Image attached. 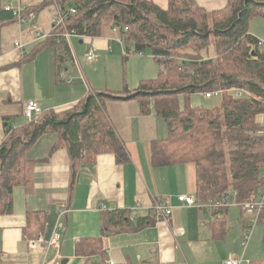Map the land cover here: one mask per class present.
Returning <instances> with one entry per match:
<instances>
[{"label":"crops","instance_id":"0c3cea01","mask_svg":"<svg viewBox=\"0 0 264 264\" xmlns=\"http://www.w3.org/2000/svg\"><path fill=\"white\" fill-rule=\"evenodd\" d=\"M151 1L161 8L168 5V0ZM195 1L207 11L227 3ZM6 4L29 6L33 16L19 23L11 19ZM58 7L55 0H0V143L7 124L25 121L22 107L28 100L37 101L43 111H57L91 89L111 90V75L88 74L93 60L81 54L90 47L97 65L107 64L111 45L116 47L111 37L121 40L120 34L106 27L101 35L89 37V43L84 40L88 36L73 35L72 58L59 69L57 57L63 51L57 40L44 38L59 21ZM250 32L264 41L260 23ZM122 57L133 70L117 76L115 81L122 84L118 91L133 90L161 70L152 56L125 48ZM104 109L127 160L118 162L113 152L99 153L77 168L71 184L67 149L56 146V133L41 135L25 154L26 178L13 188L11 211L0 213V264H223L229 256L239 264H264V213L253 227V214L244 211L232 188L229 205H205L199 212L196 206L180 204L179 194L196 197V169L192 162L161 165L152 160L154 142L167 137L165 120L153 110L142 113L135 98L108 100ZM258 119L264 120V114ZM167 199L170 215L157 217L152 205ZM116 209L128 210L130 216L134 213L132 220L147 224L102 233L103 213ZM54 230L60 233L58 247L47 244ZM39 234L43 242L32 246ZM90 248L95 250L82 252Z\"/></svg>","mask_w":264,"mask_h":264},{"label":"trees","instance_id":"16d2710c","mask_svg":"<svg viewBox=\"0 0 264 264\" xmlns=\"http://www.w3.org/2000/svg\"><path fill=\"white\" fill-rule=\"evenodd\" d=\"M55 1L66 18L46 37L57 40L63 51L57 57L59 69L72 58L64 30L93 38L108 27L120 34L127 53L149 48L161 70L153 79L140 80L133 90L91 89L66 109L7 124L0 143V213L11 211L13 188L26 178L25 154L44 133H56V146L67 149L71 184L77 168L99 153L113 152L118 162L126 161L127 152L104 104L131 98L139 102L142 113L153 110L167 124V137L153 144L155 163H194L198 202L227 205V190L232 188L245 210L243 205L264 187V134L256 120L264 113V46L249 30L253 17L264 19V0H227L223 8L211 11L195 0H168L166 8L151 0ZM69 7L75 12L69 13ZM7 11L17 20L12 10ZM29 13L34 10L25 6L24 17ZM210 43L213 54L207 51ZM211 91L221 93L220 106L189 103V94ZM103 214L104 234L147 224L132 220L124 209ZM81 250L77 244L76 251Z\"/></svg>","mask_w":264,"mask_h":264},{"label":"built area","instance_id":"2783aa9c","mask_svg":"<svg viewBox=\"0 0 264 264\" xmlns=\"http://www.w3.org/2000/svg\"><path fill=\"white\" fill-rule=\"evenodd\" d=\"M5 8L7 10H12L13 14L16 16L17 20L19 22H23L25 17L23 15V11L25 9V6L23 4H18L17 6H13L11 4H6ZM70 12H74V9L71 8L69 9ZM28 15H32V13H29ZM66 15L63 14L62 12L58 11V23H63L65 21ZM71 32L69 31H65L64 32V37L69 40L70 36H71ZM36 37L40 38L41 35L39 33H36ZM259 44L261 46H264V42L260 41ZM140 54V53H139ZM96 57L95 52L92 49H89L87 51V59L91 60L93 58ZM211 93H206V96H210ZM41 112V108L38 105V103L35 100H29L27 101L24 105H23V114L25 117L27 118H32L34 116H36L37 114H39ZM263 125H264V120H262ZM262 133L264 134V128L262 130ZM177 200L183 204L186 205H195L198 210L201 212V208H202V204L200 203H196L195 199L193 196L191 195H185V194H180L177 196ZM219 204V202L217 203ZM249 211L254 212L255 216L258 214V212L264 208V187H262L260 189V195L254 199L251 200L249 202H246L244 205ZM152 208L155 212V215L157 217H166L171 213L172 207L169 204V200L167 199L166 201H157L152 205ZM256 219V217H255ZM255 219H253V221H255ZM43 242V238L42 235H38L37 238L35 240H32L30 243L32 246H34L35 244L38 243H42ZM59 242H60V234L54 230L50 240L47 242L48 246H54V247H58L59 246ZM223 264H239V260L233 256H230L227 260L224 261Z\"/></svg>","mask_w":264,"mask_h":264},{"label":"rangeland","instance_id":"374dc122","mask_svg":"<svg viewBox=\"0 0 264 264\" xmlns=\"http://www.w3.org/2000/svg\"><path fill=\"white\" fill-rule=\"evenodd\" d=\"M260 23L262 27H264V19L261 16H255L252 18V20L249 21V30H254V24ZM94 39V38H93ZM84 40L89 43L90 38L84 37ZM115 42V45H111V57L109 58L107 64H101L100 66L97 65V63L93 60L91 64H87L90 66V71H88V74L91 72V74H94L96 76L103 74L107 72L108 76L111 75V90L118 91L120 87H122V84L120 82L115 81V79L118 77H122L126 71H128L130 74L132 72L133 64L131 62L126 61L125 58L122 57L124 55V51L126 48V45L123 41V39L119 40L116 37H111V41ZM112 43V42H111ZM122 45V48H121ZM131 47V46H130ZM208 54L214 53L213 45L210 43L208 46ZM206 53V51H203ZM85 49L83 48V52L81 54L82 58L85 60L86 54ZM144 57H151L150 49L147 48L143 50ZM221 93L217 92V94L212 95L209 98H206L204 96V93L202 92H193L189 94L188 100L191 105L194 106H204V107H213V106H220L222 96H220ZM184 97L182 96L180 98V102H183ZM234 194L232 193L231 189H229L227 204L229 205V200L232 198ZM246 211V210H244ZM256 225L254 223L253 227ZM257 226V225H256ZM249 230V229H248Z\"/></svg>","mask_w":264,"mask_h":264},{"label":"bare ground","instance_id":"6f19581e","mask_svg":"<svg viewBox=\"0 0 264 264\" xmlns=\"http://www.w3.org/2000/svg\"><path fill=\"white\" fill-rule=\"evenodd\" d=\"M71 8H73V7H69V8L67 9V11H68L69 13H72V12L69 11V9H71ZM73 9H74V8H73ZM74 12H75V10H74ZM74 12H73V13H74ZM32 14H33V13H32ZM31 16H32V15H27V16L25 17L24 21L26 20V18L31 17ZM24 21H23V22H24ZM18 22H19V21H18ZM19 23H21V22H19ZM57 24H58V23H57ZM61 24H63V23H61ZM65 31H67V30H64V32H65ZM114 31H115V30H114ZM69 32H70V31H69ZM71 33H72V34H71L69 40H67V39L64 37V39L68 42L69 46H70L71 37L74 35L73 32H71ZM46 35H47V34H46ZM46 35L44 36V38L46 37ZM63 36H64V33H63ZM260 41H261V40H259V42H260ZM263 42H264V41H263ZM89 49H92V48L89 47V48L87 49V51H88ZM92 50H93V49H92ZM87 51H86V53H85V54H86V59H87ZM93 51H94V50H93ZM94 52H95V51H94ZM133 53L138 54V55H142V54H143L141 51H139V52H133ZM139 53H140V54H139ZM95 54H96V53H95ZM95 58H96V57H95ZM95 58H93V59H91V60H88V59H87V60H88V61H92V60H94ZM206 93H211L210 96H212V95H214V94H217L216 91H211V92H206ZM206 93H204V96H205V97H210V96H206ZM28 101H29V100H28ZM36 102H37V101H36ZM25 103H26V102H25ZM25 103H24V104H25ZM37 103H38V102H37ZM24 104H23V105H24ZM38 105H39V104H38ZM39 106H40V105H39ZM40 108H41V107H40ZM42 111H43V110H42V108H41V112H42ZM41 112H40V113H41ZM40 113H39V114H40ZM39 114H37V115H39ZM260 114H264V113H260ZM22 115L24 116V114H23V107H22ZM37 115H36V116H37ZM258 115H259V114H258ZM258 115H257V116H258ZM24 117H25V116H24ZM34 117H35V116H34ZM30 119H31V118H27V117H25V120H30ZM256 120H257V118H256ZM257 122H258L260 125H262V127L264 128V125H263V122H262L261 119H258ZM263 128H262V130H263ZM261 188H262V187H261ZM261 188H260V189H261ZM260 189L258 190L257 197L260 195ZM179 195H180V194H179ZM185 195H187V194H185ZM177 196H178V195H177ZM191 196H193V195H191ZM193 197H194V196H193ZM257 197H256V198H257ZM194 199H195V202H196V203H200V202H198V201L196 200L195 197H194ZM178 202H179V201H178ZM179 203H180V204H183V203H181V202H179ZM200 204H202V203H200ZM183 205H186V204H183ZM202 205H203V206H202V208H203L205 205H212V204H211V201H209L207 204H202ZM214 205H220V204H217V203H216V204H214ZM244 205H245V204H244ZM244 205H243V206H244ZM187 206H195V205H187ZM202 208H201V210H202ZM244 208H245L246 211H249L245 206H244ZM152 210H153V208H152ZM153 211H154V210H153ZM171 211H172V210H171ZM199 212H200V211H199ZM249 212H251V213L253 214V218H252V220H251V221H252L251 225H254V223H256V220H257V217H258V214H259L260 211L258 212V214H257L256 216H255L254 212H252V211H249ZM169 215H170V214H169ZM169 215H168V216H169ZM131 217H132V219L134 218V213H131ZM255 217H256V219H255ZM253 219H255V221H253ZM59 234H60V233H59ZM229 257H230V256H229ZM229 257H228V258H229ZM233 257H234V256H233ZM228 258H227V259H228ZM235 258H236V257H235ZM227 259H226V260H227ZM238 260H239V259H238ZM224 261H225V260H224ZM223 263H224V262H223ZM239 263H240V260H239ZM110 264H111V263H110Z\"/></svg>","mask_w":264,"mask_h":264},{"label":"water","instance_id":"95a60500","mask_svg":"<svg viewBox=\"0 0 264 264\" xmlns=\"http://www.w3.org/2000/svg\"><path fill=\"white\" fill-rule=\"evenodd\" d=\"M6 124V123H5Z\"/></svg>","mask_w":264,"mask_h":264}]
</instances>
